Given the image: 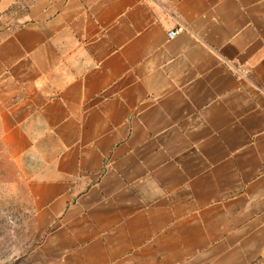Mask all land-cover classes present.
Wrapping results in <instances>:
<instances>
[{"label":"crops","instance_id":"0c3cea01","mask_svg":"<svg viewBox=\"0 0 264 264\" xmlns=\"http://www.w3.org/2000/svg\"><path fill=\"white\" fill-rule=\"evenodd\" d=\"M0 88L50 263L264 257V0H0Z\"/></svg>","mask_w":264,"mask_h":264},{"label":"rangeland","instance_id":"374dc122","mask_svg":"<svg viewBox=\"0 0 264 264\" xmlns=\"http://www.w3.org/2000/svg\"><path fill=\"white\" fill-rule=\"evenodd\" d=\"M6 91L0 88V114L13 100ZM1 125L0 118V264H52L39 250L40 232L27 185L15 167L12 146ZM250 264H264V257Z\"/></svg>","mask_w":264,"mask_h":264},{"label":"built area","instance_id":"2783aa9c","mask_svg":"<svg viewBox=\"0 0 264 264\" xmlns=\"http://www.w3.org/2000/svg\"><path fill=\"white\" fill-rule=\"evenodd\" d=\"M183 31H185V28L180 26V27H178L176 29L170 30L168 32V37L170 39H172V38H174L175 36H177L179 33L183 32Z\"/></svg>","mask_w":264,"mask_h":264}]
</instances>
